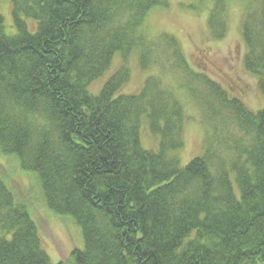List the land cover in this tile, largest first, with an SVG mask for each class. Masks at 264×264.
I'll list each match as a JSON object with an SVG mask.
<instances>
[{
  "label": "trees",
  "instance_id": "1",
  "mask_svg": "<svg viewBox=\"0 0 264 264\" xmlns=\"http://www.w3.org/2000/svg\"><path fill=\"white\" fill-rule=\"evenodd\" d=\"M11 2L17 34H7L0 16V151L37 176L51 212L82 230L84 249L72 264H264V109L253 112L193 73L175 39H149L146 18L167 1ZM255 2L241 25L244 65L264 96V0ZM226 14L216 0V41L227 35ZM165 41L210 120L202 155L184 168L176 153L187 117L162 80L119 94L131 76L123 65L98 96L88 90L118 54L140 53L147 70L154 45ZM144 123L157 151L142 146ZM14 175L0 172V264H53Z\"/></svg>",
  "mask_w": 264,
  "mask_h": 264
},
{
  "label": "rangeland",
  "instance_id": "2",
  "mask_svg": "<svg viewBox=\"0 0 264 264\" xmlns=\"http://www.w3.org/2000/svg\"><path fill=\"white\" fill-rule=\"evenodd\" d=\"M166 1V8L155 9L146 18L144 30L149 39L156 43L168 37L175 39L193 73L205 74L217 81L230 95L242 100L253 112L263 110L264 96L258 88L257 80L245 69L246 48L241 32L246 11L250 4L257 0H224L227 6V35L222 41L212 39L209 28V18L216 0ZM0 16L5 20L7 34H17L11 0H0ZM24 21L27 22L31 33L36 32L34 21L25 17ZM154 46L149 55L147 70L142 69L140 53L130 55L127 60H122L118 54L111 69L92 83L88 90L91 95L98 96L108 79L123 65L129 67L131 76L119 94H139L149 77L162 80L164 88L180 100L187 117L183 131L184 148L176 153L181 167L184 168L192 159L202 155L205 135L211 129L210 120L203 104L190 90L196 86L195 83L188 78V74L173 66V54L169 51L166 41L165 45ZM146 126L144 123L141 129L142 146L145 150L157 151L159 139L153 136ZM6 168L15 173L19 186L26 191L25 196L35 209V221L42 248L51 262L72 264V253L84 249L82 230L71 217H60L51 212L42 198L37 176L22 173L18 162L14 158H6L0 151V172H4Z\"/></svg>",
  "mask_w": 264,
  "mask_h": 264
}]
</instances>
